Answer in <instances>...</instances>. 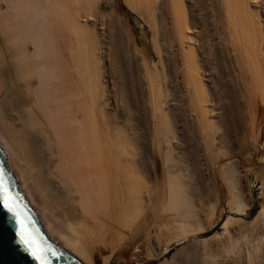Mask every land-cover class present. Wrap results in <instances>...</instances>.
<instances>
[{"label":"bare ground","instance_id":"6f19581e","mask_svg":"<svg viewBox=\"0 0 264 264\" xmlns=\"http://www.w3.org/2000/svg\"><path fill=\"white\" fill-rule=\"evenodd\" d=\"M0 150L84 264H264V0H0Z\"/></svg>","mask_w":264,"mask_h":264},{"label":"water","instance_id":"95a60500","mask_svg":"<svg viewBox=\"0 0 264 264\" xmlns=\"http://www.w3.org/2000/svg\"><path fill=\"white\" fill-rule=\"evenodd\" d=\"M0 264H84L48 240L8 170L1 150Z\"/></svg>","mask_w":264,"mask_h":264},{"label":"rangeland","instance_id":"374dc122","mask_svg":"<svg viewBox=\"0 0 264 264\" xmlns=\"http://www.w3.org/2000/svg\"><path fill=\"white\" fill-rule=\"evenodd\" d=\"M132 15H133V16H131L132 17V20L133 21H136L134 23L138 26V28L140 30L141 29H144L145 26H146V24L143 21L141 22V19H139V16L138 15H136V14H132ZM251 191H252L253 204L251 205L250 209H248L247 214H244V215H235V214L231 213L230 208H228L225 211V213L222 214V217L220 219H217L216 216H211L210 218H208V220L214 221V223L212 224V226L208 227L206 231H203V232H200V233L198 232V234H195L190 239H187V240H185V241H183L181 243H178V244L172 246L171 249L166 254H164L161 257V260L160 261L166 260V259H170L177 252L178 249H180L182 246H186V245H188V243H190V242L192 243L194 241L197 244H195V245L193 244L194 246L192 245L191 252H194L195 251L198 254V246H197L198 245V241H202V240L208 239L209 236H213L214 234H219L220 236L223 235V232L225 231L223 225H224V222L227 219V216L229 214H233L235 216H242L243 218H245L246 220H249V221L253 220L259 214L260 210H262L263 207H264V193H263V190H262V182H261V180L257 179L255 175H252V177H251ZM202 218H204V216H202ZM205 219L207 220L206 217H205ZM204 222H206V221H204ZM204 222H203V224H205ZM236 229H238L237 226L230 225V227H229V230L231 231L232 234L235 233ZM221 238H219V239H221ZM196 240H197V242H196ZM214 243L216 244V240H214L211 244L215 245ZM245 243H246V245H245ZM247 243H248L247 240L246 241L245 240L243 241V243H242V244H244L243 246L240 243V245H241L240 248L242 247L241 248L242 249L241 250V253L243 255L242 256L243 258L241 259L240 262L241 263L243 262L242 264H245V263L246 264H250V262H251V264L252 263L253 264L254 263L255 264L259 263V259L262 258L261 251L259 252V254L261 256H259L257 253L256 254L258 256H256V254H255V256H251L250 253H249V251L252 248L250 247V249H249V244H247ZM195 248L197 249V251L195 250ZM195 252H194V255H196ZM228 260L232 262V260H230V259H228ZM113 263H115V264H127L126 263V260L117 261V258H114ZM158 263H159V260L154 262V264H158ZM94 264H103L102 255H99L94 260ZM133 264H135V263H133Z\"/></svg>","mask_w":264,"mask_h":264},{"label":"snow or ice","instance_id":"6c2138e0","mask_svg":"<svg viewBox=\"0 0 264 264\" xmlns=\"http://www.w3.org/2000/svg\"><path fill=\"white\" fill-rule=\"evenodd\" d=\"M21 239L23 240V239H24V237L22 236V237H21ZM25 243H27V241H25ZM33 255H36V253H35V252H33Z\"/></svg>","mask_w":264,"mask_h":264}]
</instances>
